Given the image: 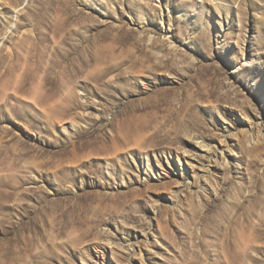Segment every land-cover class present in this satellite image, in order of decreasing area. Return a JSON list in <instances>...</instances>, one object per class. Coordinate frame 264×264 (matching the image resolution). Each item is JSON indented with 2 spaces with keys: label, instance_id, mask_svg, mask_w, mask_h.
<instances>
[{
  "label": "rangeland",
  "instance_id": "1",
  "mask_svg": "<svg viewBox=\"0 0 264 264\" xmlns=\"http://www.w3.org/2000/svg\"><path fill=\"white\" fill-rule=\"evenodd\" d=\"M0 264H264V0H0Z\"/></svg>",
  "mask_w": 264,
  "mask_h": 264
},
{
  "label": "bare ground",
  "instance_id": "2",
  "mask_svg": "<svg viewBox=\"0 0 264 264\" xmlns=\"http://www.w3.org/2000/svg\"><path fill=\"white\" fill-rule=\"evenodd\" d=\"M204 146H206V144L203 142V140L200 142V144H199V147L198 148H202V147H204ZM187 161V160H186ZM188 162L189 163H191L192 161L191 160H188ZM214 185L216 186V184H215V182H214ZM206 188V187H205ZM207 190V194L208 195H210V193H212L211 191H210V189H206ZM212 191L214 192V189H212Z\"/></svg>",
  "mask_w": 264,
  "mask_h": 264
}]
</instances>
